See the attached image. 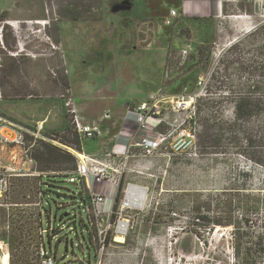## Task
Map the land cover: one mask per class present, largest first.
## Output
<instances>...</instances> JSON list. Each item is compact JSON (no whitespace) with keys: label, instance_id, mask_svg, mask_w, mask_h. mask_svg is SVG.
<instances>
[{"label":"rangeland","instance_id":"obj_1","mask_svg":"<svg viewBox=\"0 0 264 264\" xmlns=\"http://www.w3.org/2000/svg\"><path fill=\"white\" fill-rule=\"evenodd\" d=\"M207 1L0 0V115L29 123L47 117L41 122L49 137L64 135L68 126L75 132L79 122L99 127L102 135L84 139L83 148L106 159L117 148L113 139L120 123L132 131L131 142L139 143L131 105L156 93L163 97L165 113L164 122L148 120L157 145L151 153L133 148L135 158L121 181L116 211L129 182L148 189L143 206L123 216L128 221L124 243L115 240L120 216L109 211L99 220L83 214L86 225L88 219L92 223L89 246L88 228L74 216L79 203L90 201L91 190L55 172L43 174L41 180L11 178L0 203L11 215L19 213L12 207L24 209L25 218L17 223L16 216H8L3 232L23 225L26 239H38L34 217L42 201L44 244L54 264H237L236 229L212 226L197 216L209 208L218 211L227 201H245L247 213L236 204H222L226 209L221 212L231 213L238 222L249 219L248 226L241 225L242 232L264 233V168L233 151L200 150L197 137L190 136L192 114L178 103L207 95V81L223 51L264 21V0H253L252 16L238 12L241 0H220L223 9L214 16L195 15L193 8ZM171 9L180 16L169 27ZM73 12L86 18L73 20ZM188 46L193 51L183 63L181 53ZM200 48L209 61L197 64ZM202 77L206 86L199 85ZM14 97L19 99L10 100ZM224 113L232 115L227 107ZM41 186L47 192L43 198ZM112 188L119 192L120 187ZM13 201L27 204L14 208ZM99 227L107 229L106 235L99 236ZM106 237L111 240L106 242ZM247 242L242 240V254L251 247ZM7 249L13 264L16 258L8 243ZM28 254V264H41L39 245L31 242Z\"/></svg>","mask_w":264,"mask_h":264},{"label":"trees","instance_id":"obj_2","mask_svg":"<svg viewBox=\"0 0 264 264\" xmlns=\"http://www.w3.org/2000/svg\"><path fill=\"white\" fill-rule=\"evenodd\" d=\"M253 5V0H241L238 4V12L252 16ZM224 12L226 13L225 8ZM71 18L80 20L86 17L73 12ZM203 61H209V56H205V49L200 48L197 64ZM65 82H67L66 78ZM207 84V95L196 98V114L189 120V123L194 128L192 135L198 139V148L200 150H208L210 148L215 154L233 151L255 165L264 168V21L241 38L235 40L223 51L210 74ZM11 99L18 100L19 98L14 97ZM5 100H8V98H5ZM225 107L231 109V117L225 115ZM52 138L67 147L85 151L83 148L84 139L74 132L70 126L67 127L64 135ZM30 155L36 163V172L42 173V175L47 172H55L60 174L54 176L64 175L71 177L78 169V161L75 156L68 150L52 143L36 142L30 151ZM42 175L38 177L40 180ZM17 182H20L23 186L25 185L21 180H17ZM50 187L55 188V185H50ZM46 194L47 192L43 191L41 186L42 198ZM121 194L122 188L120 186L115 200L113 216L118 208ZM90 201L79 203V212L74 216L75 218L80 217L81 223L83 221L84 226L88 228V234L92 223L90 224L88 219L89 226L86 225L83 214L87 217L92 215L97 220L92 213H87L86 211ZM236 202L227 201L226 203H221L216 207L218 211L209 208L206 214L197 216V219L198 221L208 220L212 226H230L236 229L234 233V259L236 263L257 264L260 260L264 261V233L256 236L248 232H242L241 225L248 226L251 223L249 219L245 218L243 221L238 222L231 213L221 212L222 209H226L222 204L228 205L227 207L229 208L236 204L242 212L247 213L249 211L250 207L247 202ZM11 204L17 206L14 208H18V206L22 207L27 203L13 201ZM12 208L10 209L12 212L19 210V213H13L12 215L7 213V210L0 203V240L7 242L12 248L16 258V262L13 264H28V249L31 242L32 244H37V246L44 242V239L38 234L39 229L43 227L41 221H43L44 207L43 213L38 209L39 213L34 217L38 239L31 240L26 239L24 236L23 225H16L9 234L2 231L3 227L6 226L8 216L9 219L16 216L19 219L17 223H20L25 218L23 215L24 209ZM211 214H218L220 217L224 214L225 217H214L211 220ZM244 238L248 239L247 244H250L251 247L247 248L245 254H242L240 246ZM110 240V237H106V242ZM89 246L92 248L90 234ZM252 247H256L258 250L254 251Z\"/></svg>","mask_w":264,"mask_h":264},{"label":"built area","instance_id":"obj_3","mask_svg":"<svg viewBox=\"0 0 264 264\" xmlns=\"http://www.w3.org/2000/svg\"><path fill=\"white\" fill-rule=\"evenodd\" d=\"M178 11L175 9L170 10V14L167 18L166 25L173 26L175 21L179 18ZM193 51L191 46L186 47L182 53L181 58L183 63L187 61L191 52ZM200 86H206V81L202 77L200 79ZM1 95V94H0ZM196 98H191L190 101L179 102V108L184 111L190 112L192 116L190 120L196 114ZM194 100V102H192ZM163 101V97L159 94H152L149 99L141 102L136 107H129V112L135 116L138 125L139 143L134 144L131 142L130 146L124 153L113 151L106 155V159L101 160L96 156L86 154L85 151H79L76 148H67L78 161V169L70 177V183L77 185L78 181L84 182L91 190V201L89 207L86 208L87 213H92L97 220L104 217L106 211L101 207L106 203V197L92 191L93 186L108 184L113 187L119 188L124 175L128 172L130 166V150L131 148H143L146 152L151 153L152 149L157 145V140H153L149 135L148 120L151 118H158L161 116V110L159 104ZM191 102V103H190ZM72 103H69L70 107ZM44 122H39L33 127H28L16 123L0 115V196L6 194L10 187V180L13 177H28L36 176V163L30 155L31 149L38 141H44L52 143L54 145L64 147L59 142L53 140L54 136H47L45 134ZM75 132L83 139H93L96 135L101 136L102 131L99 127L83 126L80 122ZM158 135L157 137H160ZM190 136L192 134L190 133ZM154 138V137H153ZM64 148V149H65ZM4 150L9 151L8 159L2 161L1 156ZM146 190L148 197V189L146 187L129 183L125 190L124 201L121 203L120 208L115 214L120 216L118 221L117 235L126 237L128 229V221L123 218L127 210H138L139 202L141 201L138 195L140 191ZM36 207L43 213V203L39 202ZM110 214H114V207ZM43 222V221H41ZM119 228L121 230H119ZM99 236L106 235L107 229L99 227ZM39 236L44 239L43 227L39 229ZM0 245V264H5L8 259L10 264V254L7 249V243L2 242ZM6 248V249H4ZM39 254L41 264H54V257L48 253L44 242L39 246Z\"/></svg>","mask_w":264,"mask_h":264},{"label":"crops","instance_id":"obj_4","mask_svg":"<svg viewBox=\"0 0 264 264\" xmlns=\"http://www.w3.org/2000/svg\"><path fill=\"white\" fill-rule=\"evenodd\" d=\"M222 7H223L222 1H220V0H208L207 2H205V5L203 4L202 6L194 7L193 10H194L195 15H199L201 17L214 16L216 14V12H218L219 10L222 11V9H223ZM2 102H5V101H2ZM139 104L140 103H136V104L131 105L130 107H136ZM162 104H163V101L159 104V108L161 110V116L158 117V118H155V119H159V120L164 122L165 119H164L163 116H165V113H163L164 106H162ZM46 118H44V119H46ZM11 120L16 122V123H19L21 125L28 126V127H33L38 122L43 121V120H39L38 119V120H34V122H32V123H29L27 121L21 120V118L17 119L15 117L13 119H11ZM121 124L122 123H120V125L118 127V131L119 132L115 135V138L113 139V144L116 145V147H117L116 149H114V151H117L119 153H124L128 149V147L130 146V143H131L133 138H130L131 137L130 135L132 134V131L131 130H127V128H125V127H122ZM117 125L118 124L116 123V126ZM137 135H139V133H137ZM101 144H104V143H101ZM100 146H103V145H100ZM140 149L144 150V152H146L145 149H143V148H140ZM132 150H133V148H131V150H130V155H131L130 162H131V160L133 161V159L135 158V155H134ZM102 151L103 150L98 149V152H102ZM89 155H91V154H89ZM8 156H9V151L4 150V152L2 153V156H1L2 161L5 162V160L8 159ZM93 156H96V157L98 156L99 159H104L105 158V155L100 157V155L93 154ZM136 166L138 167L139 165L137 164ZM41 175L37 174L36 176L40 177ZM28 177H33V176H28ZM129 183H133V182H129ZM134 184H136V183H134ZM112 187L113 186L108 185V184L93 186L94 191L96 193H98L100 195H104L106 197V203H105V205H103L101 207L106 212H109V211L112 210V208L114 207V204H115L116 196L118 194L117 193V189H113Z\"/></svg>","mask_w":264,"mask_h":264},{"label":"bare ground","instance_id":"obj_5","mask_svg":"<svg viewBox=\"0 0 264 264\" xmlns=\"http://www.w3.org/2000/svg\"><path fill=\"white\" fill-rule=\"evenodd\" d=\"M192 102H194V100H193ZM190 103H191V102H190ZM138 195H139L140 198H141V201L139 202V207H142L143 204H144V201H145V199H146L147 192H146V190H144V191L142 190V191L139 192ZM119 230H121V229L119 228ZM115 240H116V242H118V243H124V242H125V237H123V236H117ZM5 264H8V259H6Z\"/></svg>","mask_w":264,"mask_h":264}]
</instances>
